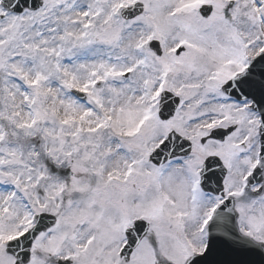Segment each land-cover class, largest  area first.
<instances>
[{
	"label": "snow or ice",
	"instance_id": "obj_1",
	"mask_svg": "<svg viewBox=\"0 0 264 264\" xmlns=\"http://www.w3.org/2000/svg\"><path fill=\"white\" fill-rule=\"evenodd\" d=\"M0 264H264V0H0Z\"/></svg>",
	"mask_w": 264,
	"mask_h": 264
}]
</instances>
